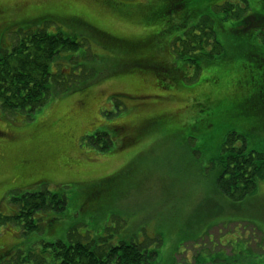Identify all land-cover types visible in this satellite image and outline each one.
Returning <instances> with one entry per match:
<instances>
[{
  "label": "rangeland",
  "instance_id": "rangeland-1",
  "mask_svg": "<svg viewBox=\"0 0 264 264\" xmlns=\"http://www.w3.org/2000/svg\"><path fill=\"white\" fill-rule=\"evenodd\" d=\"M225 1L0 0V50H10L16 34L45 28L83 38L94 57L81 64L98 73L33 113L0 105V215H12V199L25 193L67 201L62 212L38 213L36 231L0 225V264L37 258L45 243L72 235L84 243H145L157 251L156 264H264V179L240 202L217 186L216 159L229 132L264 151V57L246 56L254 38L264 55V42L216 12ZM248 1L253 13L260 0ZM177 2L181 9L145 22L149 11ZM203 14L225 53L195 76L170 42ZM156 34L145 52L107 39L136 44ZM133 57L174 70L179 64L180 78L127 66ZM45 258L55 264L52 253Z\"/></svg>",
  "mask_w": 264,
  "mask_h": 264
},
{
  "label": "trees",
  "instance_id": "trees-1",
  "mask_svg": "<svg viewBox=\"0 0 264 264\" xmlns=\"http://www.w3.org/2000/svg\"><path fill=\"white\" fill-rule=\"evenodd\" d=\"M175 10L180 9L178 2ZM168 5L146 13L145 22L157 15L168 12ZM260 7V8H258ZM254 12L248 0H240L239 4L225 1L216 7L218 14L224 19H233L236 27L242 32H257L258 40L264 42V0L253 3ZM162 9V10H160ZM172 9V11L174 10ZM178 12V11H177ZM147 17V18H146ZM156 22V19H155ZM156 25V24H155ZM172 30V29H171ZM149 39L140 43L130 44L128 41H118L107 38L114 46L128 49L130 46L141 52L155 47L158 34L148 36ZM177 60L186 66L195 67L196 75L202 70V63H209L225 53L219 41L214 21L210 15H201L198 22L184 28L182 36L171 41ZM10 50H0V105L3 111L36 112L47 101L60 92H66L77 79L95 80L98 73L81 64L93 56L90 47L81 37L66 35L62 32L49 33L45 28L29 30L16 34ZM244 45V43H243ZM242 45V46H243ZM261 46L255 38L247 43L246 56L252 53L264 57L260 52ZM244 49V46L242 47ZM83 50L82 55H80ZM243 51V50H242ZM64 60L70 70L58 61ZM147 60V61H146ZM152 57L127 59V66L149 65ZM177 63V62H176ZM175 70L167 66L164 73H169L171 80L179 77L175 72L180 71L179 64ZM81 70L78 75L77 71ZM64 71H67L65 73ZM164 71V70H163ZM166 78V76H164ZM104 137L108 139V134ZM218 168L217 186L221 192L234 202H240L252 193L259 180L264 179V151L249 150L247 140L237 132H229L222 144L216 159ZM16 211L12 215H0V225L16 224L23 226L26 233L40 228L38 213L65 210L66 198L51 194L48 191L25 193L11 201ZM70 242L56 241L45 243L42 254L34 258H22V264H45L46 253H52L55 264H156L157 251L150 250L145 243L122 242L110 245L106 238L99 241L82 242L78 238Z\"/></svg>",
  "mask_w": 264,
  "mask_h": 264
},
{
  "label": "flooded vegetation",
  "instance_id": "flooded-vegetation-1",
  "mask_svg": "<svg viewBox=\"0 0 264 264\" xmlns=\"http://www.w3.org/2000/svg\"><path fill=\"white\" fill-rule=\"evenodd\" d=\"M169 7H168V12H171L172 11V9H174V8H176V6L174 5V6H170V5H168ZM184 7V6H183ZM180 9H181V7H180ZM167 12V13H168ZM147 61V60H146ZM150 64L149 65H147V66H149L150 68H152V69H155V70H159V71H161L163 68H166L168 65H163V63H161V62H157L154 58H152V60L149 62Z\"/></svg>",
  "mask_w": 264,
  "mask_h": 264
}]
</instances>
